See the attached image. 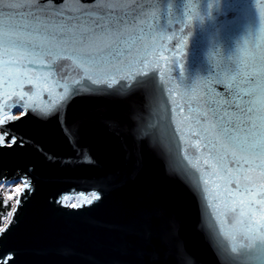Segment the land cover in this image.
<instances>
[{"label":"snow or ice","instance_id":"obj_1","mask_svg":"<svg viewBox=\"0 0 264 264\" xmlns=\"http://www.w3.org/2000/svg\"><path fill=\"white\" fill-rule=\"evenodd\" d=\"M158 6L10 0L0 9V183L13 186L5 204L16 195L0 218V264L19 259L13 241L40 191L37 160L56 175L44 200L49 211L85 216L104 203L116 180L103 170L90 132L120 142L129 176L151 161L169 191L182 183L194 204L211 200L225 222L227 212L239 210L243 220L221 229L225 237L264 240V8L253 38L218 59L214 74L184 85L170 113L147 71L148 56L162 44L148 23L154 13L145 9ZM181 144L203 151L193 160ZM145 198L134 228L146 241L159 237L186 264L180 218L155 190L147 189ZM205 239L211 247L207 233ZM109 264H160V256L145 246Z\"/></svg>","mask_w":264,"mask_h":264},{"label":"water","instance_id":"obj_2","mask_svg":"<svg viewBox=\"0 0 264 264\" xmlns=\"http://www.w3.org/2000/svg\"><path fill=\"white\" fill-rule=\"evenodd\" d=\"M4 0L0 9L7 10ZM135 4H157L149 18L154 33L161 37L162 47L155 56L149 55V76L156 95L165 101L169 111L179 105L184 85L214 74L216 61L233 56L258 30L260 10L264 0H131ZM155 61V62H152ZM71 74V69H68ZM179 86V87H177ZM176 100L177 105L172 101ZM177 115L179 113H172ZM187 115V108L184 109ZM89 138L99 145L103 170L113 174L116 184L104 203L85 216H71L49 211L45 197L57 182L53 169L37 160L40 191L24 214V224L17 231L13 245L20 255L17 264H109L124 251L150 247L159 253L160 264H178V257L166 243L153 236L146 241L134 228L140 211L146 206L145 193L155 190L180 218L177 231L185 246L186 264H264V240H246L245 234L222 235L230 230L223 215H217L211 200L200 199L194 204L192 196L180 182L169 191L160 174V166L148 161L144 170L128 175L130 161L124 159L117 140L105 139L97 132ZM54 149L57 144L50 145ZM187 147L193 160L203 149ZM58 150L68 151L67 147ZM28 158H37L28 154ZM8 183H0V185ZM75 193H69L73 195ZM86 194H90L86 193ZM20 199L23 200V194ZM17 212L19 208L17 207ZM211 242H206L205 234ZM235 246V250L233 247Z\"/></svg>","mask_w":264,"mask_h":264},{"label":"trees","instance_id":"obj_3","mask_svg":"<svg viewBox=\"0 0 264 264\" xmlns=\"http://www.w3.org/2000/svg\"><path fill=\"white\" fill-rule=\"evenodd\" d=\"M8 185H0V218L7 217V213L12 210L16 198H13L5 204L4 198L8 194L7 187ZM3 220H0V223H3Z\"/></svg>","mask_w":264,"mask_h":264},{"label":"clouds","instance_id":"obj_4","mask_svg":"<svg viewBox=\"0 0 264 264\" xmlns=\"http://www.w3.org/2000/svg\"><path fill=\"white\" fill-rule=\"evenodd\" d=\"M243 217L239 210L226 213V223L230 226H239Z\"/></svg>","mask_w":264,"mask_h":264},{"label":"rangeland","instance_id":"obj_5","mask_svg":"<svg viewBox=\"0 0 264 264\" xmlns=\"http://www.w3.org/2000/svg\"><path fill=\"white\" fill-rule=\"evenodd\" d=\"M3 185H4V184H3ZM7 185H8V184H7ZM12 187H13V186L9 184L7 187H4V188L7 189L8 193H9V192H11ZM89 195H90V194H89ZM13 198H16V195H15L14 193H13ZM73 202H75V201H73Z\"/></svg>","mask_w":264,"mask_h":264},{"label":"bare ground","instance_id":"obj_6","mask_svg":"<svg viewBox=\"0 0 264 264\" xmlns=\"http://www.w3.org/2000/svg\"><path fill=\"white\" fill-rule=\"evenodd\" d=\"M9 185V184H8Z\"/></svg>","mask_w":264,"mask_h":264}]
</instances>
